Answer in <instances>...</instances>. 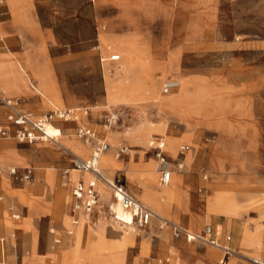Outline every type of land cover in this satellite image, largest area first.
Here are the masks:
<instances>
[{
  "label": "rangeland",
  "instance_id": "1",
  "mask_svg": "<svg viewBox=\"0 0 264 264\" xmlns=\"http://www.w3.org/2000/svg\"><path fill=\"white\" fill-rule=\"evenodd\" d=\"M117 2L128 6L119 7ZM30 7L43 44L33 47L34 54L28 59L31 43L26 47L23 39V49L19 40L12 42V50L25 51V55H17L29 68L15 82L0 68V92L16 98L22 109L35 115L55 107L89 106L91 113L84 123L109 142L106 151L116 156L121 145L128 147L129 154L116 158L118 165L110 175L99 162L106 178L122 174L131 193H145V188L151 200V204L142 201L146 206L194 233L216 228L220 237L229 234L235 254L224 260L226 264L229 260H233L231 264L264 260V0H95V4L92 0H35ZM102 32L119 34L125 43L150 51L154 68L149 73L156 89L142 85L141 78L148 72L143 67L128 69L120 59H101L110 56L103 54ZM127 75L134 79L135 97L119 92V80ZM169 78L180 84L165 94L162 84ZM105 82L113 94L107 95ZM46 86L52 89V96ZM141 92L150 97L144 99ZM173 95L180 100L164 101ZM111 111L118 114L117 121L106 128ZM186 114L194 122L188 124ZM205 114L207 118L201 119ZM3 121L2 114L0 123ZM156 124L160 131L153 130ZM54 125L63 134L58 138L61 143L63 139L78 140L73 122ZM154 135L164 138L166 155V145L173 147L170 164L178 174L167 185L158 183L155 160L147 146ZM183 143L190 145L185 155L190 158L178 171L174 159ZM1 149L16 160L0 164V168L29 166L36 183L28 186L0 176V237H4L0 264H64L63 251L74 248L79 251L69 257L77 262L71 264H209L202 258L206 248L213 249L208 244L176 239L166 228L134 229L121 222V206L104 183L108 194L102 197L99 189L96 206L87 217L80 214L68 240L63 232L68 224L66 214V224L49 213L26 223L28 207L35 204L23 193L48 203L61 193L67 201L82 173L70 169L72 157L51 141L26 143L8 137L1 140ZM89 150L83 155L70 152L85 159ZM147 166L155 174L149 182L143 174ZM46 171L51 173L50 182L44 180ZM69 175L75 176L74 181L64 182ZM85 176L82 178L89 175ZM168 188L166 196L159 194ZM210 195L237 197L236 214L217 213L207 205ZM14 214L19 218L14 219ZM82 219L77 241L76 229ZM52 227L60 243L54 244ZM255 228H259L260 244L242 246L243 231ZM220 258L222 253L214 264H222Z\"/></svg>",
  "mask_w": 264,
  "mask_h": 264
},
{
  "label": "built area",
  "instance_id": "2",
  "mask_svg": "<svg viewBox=\"0 0 264 264\" xmlns=\"http://www.w3.org/2000/svg\"><path fill=\"white\" fill-rule=\"evenodd\" d=\"M116 58L117 56H112V59ZM178 85L179 81L169 78L162 84V92L165 94L169 93L173 89L177 88ZM0 104H2L6 109V123L0 124V141L1 139L8 137H12L20 142L26 143H31L38 140L51 141L60 149L65 151L67 155L72 157L71 160L73 168L80 171H87L91 174V178L86 182L82 180L76 181L72 188V213L82 211L85 215H90L99 200L97 184L98 182H102L111 191L113 198L119 202L123 212L130 216L128 221H126L127 224L134 225L137 228H145L150 226L152 222H155L158 228L168 229L176 238L184 237L187 241H197L217 247L223 253V257L221 259L222 264H225V259H228L230 256L235 254L234 249L228 244L230 241L229 234L224 235L223 241L221 242L217 237L210 236L209 231L203 234L194 233L183 225L170 221L159 215L144 203L134 198L128 192L121 175H116L111 179L106 178L98 167L100 154L109 147V143L105 140L93 143V148L89 156L83 159L73 155L68 149L64 148L63 145L59 143L57 138L52 137L46 132L45 128L47 124L54 125L57 121H68L75 118L76 113L73 108L55 107L49 111H46L45 113L35 115L22 109L17 99L6 97L1 93ZM117 117L118 114L116 112L111 111L109 113V116L107 117V123L109 127L115 125ZM75 133L85 143L92 142L95 136L94 131L85 125H79L76 128ZM147 144L152 149L156 157L158 182L161 185H166L170 182L172 173L174 172V167L171 166L165 153L164 138L159 135L151 136ZM188 149V144L183 143L179 145L178 157L180 162L175 163L178 171L183 168L184 157ZM127 151L128 147L126 145H121L118 148L116 157L126 154ZM6 171L11 178L20 179L30 184H32L34 181L33 170L29 166L22 168L21 171H19L16 167H8ZM203 178L206 179L207 176H204ZM2 198L3 196L0 194V200ZM115 216L118 217L116 214ZM13 217L18 218L19 215L14 214ZM73 221L77 222V217L74 216ZM253 263L264 264V262L258 261L256 259H253Z\"/></svg>",
  "mask_w": 264,
  "mask_h": 264
},
{
  "label": "crops",
  "instance_id": "3",
  "mask_svg": "<svg viewBox=\"0 0 264 264\" xmlns=\"http://www.w3.org/2000/svg\"><path fill=\"white\" fill-rule=\"evenodd\" d=\"M92 1L95 4V0H92ZM34 4H35V0H0V55L1 54H10V55L14 54L15 55V54H21V53L25 55V51L22 52V50H12L11 47L13 46L12 42L14 40H19L22 43L23 49H24L23 39L26 42V47H27V45H29V43H31L32 52H27V54H26L28 59H29V57H32L33 54H34L33 53L34 52L33 51V47H35L36 45L37 46H41L43 44V36L39 32V30L36 29V26L34 25V23L31 20L32 19V16H31L32 13L30 12L31 11V7L30 6H33ZM116 5H118L119 7H123V8L128 6V4H124L123 2H117ZM100 41H101V44H102L101 47H102V49L104 51L103 54H106V55L110 54L109 57L101 58L102 60L103 59H107V58H110V60H112V61L120 59L124 63V67H127L128 69L129 68L133 69L134 67H137V66L138 67L139 66L143 67V69H145L148 72H147V75H145L143 77V79L141 78V81H143L142 85L147 86V87H149L151 89L152 88L156 89L154 81L152 80L151 74L149 73L151 71V69L154 68V64H153L154 59H153L152 55L150 54V51L148 53L145 50L138 49L135 46V44L130 43V41L125 43V41H123V38H120L119 34H115V33H112V32H102L101 35H100ZM110 44L111 45L113 44V47L116 50V52L115 51H111L112 49H111ZM111 56H117V58L116 59H112ZM105 68L106 69H110L107 66ZM127 76H128V78L125 77V79L122 78V79L119 80L122 89L121 90L118 89V90H119V92L122 91L124 97H130V96L135 97L136 94H135L134 90H132V86H131L134 83V79L132 77V80H131L130 79L131 77L129 75H127ZM121 80H122V82H121ZM188 81H189L188 83L191 82L189 79H188ZM105 86H106L107 95L108 94H113V93H111V92H113V90L112 89L109 90L107 88V82H105ZM143 91H144V89H143ZM0 93L3 95L2 92H0ZM141 93L144 94L143 95V97L145 96L144 99H147V98L150 97L148 95V93H146V92H141ZM4 96H6V95H4ZM6 97L16 99V98L11 97V96H6ZM62 108H73L75 113H76V117L73 118V119H70L68 121H57V123H60V122L61 123L62 122H73L74 123L75 132H76V128L79 125H85L87 127H90L89 125L84 123V119H87L89 117V114L91 113V109H90L89 106H86V105H82V106H63ZM2 114L4 115V121L1 122L0 124H5L6 123V119H5L6 109H5V107L2 104H0V118H1ZM175 114L179 115L178 113H175ZM204 118L205 119L207 118V114H205L204 117L201 118V119L204 120ZM185 119H186V122L188 124H190L191 121L194 122L192 117H189V115H187V114L185 115ZM155 126H156V128L153 129V130H156V131H160L161 130V129H159L160 125L156 124ZM105 127L106 128H110V127H108V125L106 123H105ZM149 128H154V126L153 127L150 126ZM149 128H146V130L149 131L150 130ZM92 130L95 133V136H94V138L92 140L93 143L99 142V141H102V140L106 141L105 138H100L98 136V133L94 129H92ZM75 135H76V133H75ZM77 138H78V140H80L81 142L86 144L87 147L89 146L88 148L90 150L88 152H91V150L93 148V144L85 143L78 136H77ZM4 139H8V138H3L1 140H4ZM106 142H108V141H106ZM61 144L64 146V148L66 147V149H68V146L70 145V139H63V143H61ZM64 144H66L67 146H65ZM147 146H148V144H147ZM109 147H110V145H109ZM178 148H179V145H178ZM148 149L152 153V156H153V158L155 160V166H156V164H157L156 157H155L152 149L149 146H148ZM189 149H190V145H189ZM189 149H188V151H189ZM60 150L65 153V151H63L62 149H60ZM106 150H104V151H106ZM187 152H186V155H187ZM89 154L87 155V157L89 156ZM128 154L129 153L127 151V153L126 154H122L121 157L125 156V155H128ZM116 158H118V157H116ZM167 158H168L169 162H171L169 155H167ZM189 158H190V156H189ZM189 158L187 159V157L185 156L184 161L187 162L189 160ZM12 160L13 161L16 160L13 154L7 153L6 151H4V149L0 150V164H6L8 162H12ZM174 160H175L174 163H176L179 160L178 149H177V152H176ZM71 163H72V161H71ZM8 167H16L19 171H21L22 168L27 167V166H24V167H18V166H14V165L2 166L0 168V176L1 175H6V176L10 177L8 175L7 171H6V169ZM70 169L71 170H77V169L73 168V165H72V168H70ZM67 171H68V169H64L62 172H63V174H67ZM77 171H80V170H77ZM80 172L82 173V175L80 176L81 178L77 179L76 181L82 180V181L86 182L88 179L91 178V174L89 172H87V171H80ZM177 174L178 173L174 169V172L172 173V177H171L170 181L173 179L174 176H177ZM85 175H89V176H88V178L83 179L82 177H86ZM107 175H110V172L108 170H107ZM117 175H121L122 176V178L124 180V183H125V186H126V182H125L124 176L122 174H117ZM43 176H44V180L45 181H49V182L51 181V177H50L51 173L50 172H47V171L44 172ZM115 176L116 175H114L113 177H115ZM74 177L75 176H70L69 175V177H66L64 179V182L67 181V180L72 182L75 179ZM33 178H34V181H33L32 184H30L28 182H25V181H23V182L26 183L28 186H34L35 183H36V175H35L34 171H33ZM11 179L15 180L16 178H11ZM16 180H20V179H16ZM76 181L74 182V184L76 183ZM157 181H158V179H157ZM101 183L102 182H98V184H97L98 191L100 189V184ZM74 184L71 187V193H72V188H73ZM226 185L230 186L231 183L226 182ZM143 187H145L144 183H143ZM127 190H128V188H127ZM133 191L134 190H132V193L134 194ZM144 191H145V188H144ZM109 192L111 193L110 190H109ZM128 192L134 198H136L138 201L142 202L140 199H138L136 197L135 194L133 195L129 190H128ZM179 192H181V191H179ZM23 194L28 195V198H31V200H32L33 204H35V206H36V204L38 205L37 208L34 205H32L30 208L28 207L27 215L25 216V222L26 223H29L38 214L49 213V215H52V218H54L57 221H60L61 224H66L67 222L64 220L65 219L64 216L66 214V216L68 218V224L66 225V227L63 228V232L65 233L64 237L66 238V240H68V238H70L72 236V230L78 224L80 214L85 215L82 211H77L76 213H72V203H73L72 194H70V197L66 201V197H64L61 193H56L54 196H52V202H49V203L45 202V201H42V200L39 201L35 196H31L30 193H23ZM112 198H113V196H112ZM142 203H144V202H142ZM74 216L77 217V219H78L77 222L73 221ZM85 216L87 217V215H85ZM18 218H14V219H18ZM130 226H132L134 229L137 228L134 225H130ZM153 226H156L158 228V226L156 225L155 222H152V224L150 226L145 227V228H149V227H153ZM16 229L17 228H14V230H16ZM137 229H143V228H137ZM258 229L257 228L254 229V231L255 230L257 231V234H259V230ZM49 231L52 234V236L54 237L53 238L54 244L60 243L61 239L59 237H57L58 235L56 233V228H54V227L49 228ZM208 231L210 232V236H215V237H217L219 239V241H221V242L223 241V237L224 236L220 237L221 236L220 231H218L216 228H214V229L209 228ZM251 232H253V231H251ZM174 238H176V237H174ZM176 239H185V238L184 237H180V238H176ZM250 239H252V238H247V239H245L243 241L241 240L242 241V246H245V247L249 246L251 248H253V247L255 248V245L249 244ZM255 241L257 242L256 245H258V244H260L261 238L255 240ZM186 242H197V241H187L186 240ZM228 244H229V242H228ZM3 245H4V237L1 236L0 237V249L3 248ZM209 246L211 248L215 249V250L206 248L203 251V253H202V258L205 259L207 263L214 264L217 256L220 253H222V251L219 248H217V247H214V246H211V245H209ZM229 246H230V244H229ZM254 250L257 251L256 249H254ZM222 257H223V253H222ZM220 259H222V258H220ZM255 259L260 260V261H264V260H261L259 258H255ZM29 260H31L32 262L34 261V259H29ZM232 261L229 260L227 262V264H231ZM159 264H162V263H159Z\"/></svg>",
  "mask_w": 264,
  "mask_h": 264
},
{
  "label": "bare ground",
  "instance_id": "4",
  "mask_svg": "<svg viewBox=\"0 0 264 264\" xmlns=\"http://www.w3.org/2000/svg\"><path fill=\"white\" fill-rule=\"evenodd\" d=\"M32 47V46H31ZM23 58L21 57V55H17V54H3L0 55V68L3 71L4 75L6 76V78H8L10 81L15 82L16 79L20 76L21 72H26L29 68L28 65L23 64ZM26 63V62H25ZM1 72V71H0ZM22 80V79H21ZM179 81V80H178ZM180 84V82H179ZM179 86V85H178ZM152 90H154V88H152ZM46 91L47 94L49 96H52V89L49 86H46ZM191 91V90H190ZM151 92V91H150ZM156 93V92H155ZM165 102H174L175 100H180L178 95H173L170 97H164L163 98ZM191 101V100H190ZM187 102V101H185ZM179 103V101H178ZM190 103V102H189ZM166 104V103H165ZM187 104V103H186ZM176 105V104H174ZM173 105V106H174ZM180 105V104H179ZM164 106V105H163ZM171 105H169L170 107ZM178 107V106H177ZM172 108V107H171ZM174 108V107H173ZM186 108V107H185ZM192 108V107H190ZM177 109V108H176ZM193 109V108H192ZM199 109V108H197ZM181 110V109H180ZM171 111V110H170ZM196 111V109L194 110ZM198 111V110H197ZM196 111V112H197ZM174 113V111H173ZM177 113V111H176ZM191 115V114H190ZM46 132L51 135L52 137L55 138H59L62 134L61 129L58 126L52 125V124H47L46 128H45ZM128 133V132H127ZM60 142V141H59ZM61 144V142H60ZM66 146V145H65ZM70 148L69 151H71L73 154H78V155H83L87 150L88 147L86 144H84L83 142H81L80 140H70V145L68 146ZM66 148V147H65ZM172 146L170 143H168V145H166V149H167V153L168 155L171 157L172 156ZM41 150V148H40ZM109 150V148H108ZM87 154V152H86ZM100 165L108 171H112L114 170L118 163L116 161V157L112 156L110 151H106V152H102L100 154V159H99ZM156 169V167H155ZM144 177H148V182L149 180H151V177H154V168L147 166L146 169H144ZM100 188L102 189L101 191V195L102 197L106 196L108 194V191L105 189V187L100 184ZM100 191V190H99ZM134 194L136 195V197L138 199H140L141 201H145L151 204V200L148 196V192L145 190V193H139L137 191H133ZM170 192V189H166V190H162L159 192L160 195L166 196L168 193ZM210 200L211 203L207 204L208 206H213L216 210L217 213H222V214H226V215H234L237 212L238 206H239V200L237 199V197H234L232 195H226V196H215V195H210ZM209 200V199H208ZM119 203V202H118ZM215 204H217L218 206L215 207ZM120 205V204H119ZM121 206V205H120ZM122 209V207H121ZM64 212V211H63ZM120 214V213H118ZM129 215H127L126 213L123 212V209L121 210V222H125L128 221L129 219ZM125 220H123V219ZM81 224L78 226V228L76 229V239L78 241V235H79V230L84 226V221L85 219L81 220ZM119 221V220H118ZM128 227H131V224H126ZM235 227V226H234ZM75 228V227H74ZM73 233V232H72ZM75 234V233H74ZM236 235V234H235ZM247 238H252L249 241V244L252 245H256L257 242L255 240L260 239V234H257V231H253V232H248L246 229L243 231L242 233V241L247 239ZM73 240H74V236H73ZM74 243V242H73ZM100 244V243H99ZM264 245V244H262ZM101 246V245H100ZM103 247V246H102ZM79 249L74 248L73 250H65L63 251V263L64 264H71L70 262H77L76 260H72L69 256L71 254V252H78ZM98 252V251H97ZM74 257V256H73ZM76 257V255H75ZM253 261V259H251ZM255 260V259H254ZM257 260V259H256ZM81 261V260H80ZM79 261V262H80ZM97 261V260H96ZM107 261V260H106ZM104 261V262H106ZM260 261V260H258ZM103 262V261H102ZM108 262V261H107ZM264 262V261H262ZM100 263V261H97V264ZM105 264V263H104ZM109 264V263H108Z\"/></svg>",
  "mask_w": 264,
  "mask_h": 264
},
{
  "label": "water",
  "instance_id": "5",
  "mask_svg": "<svg viewBox=\"0 0 264 264\" xmlns=\"http://www.w3.org/2000/svg\"><path fill=\"white\" fill-rule=\"evenodd\" d=\"M207 230H209V228H207Z\"/></svg>",
  "mask_w": 264,
  "mask_h": 264
}]
</instances>
